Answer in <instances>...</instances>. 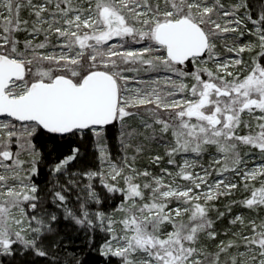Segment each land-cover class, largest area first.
<instances>
[{"label": "snow or ice", "instance_id": "1", "mask_svg": "<svg viewBox=\"0 0 264 264\" xmlns=\"http://www.w3.org/2000/svg\"><path fill=\"white\" fill-rule=\"evenodd\" d=\"M23 10L31 19L21 17ZM246 32L255 42L240 43ZM245 52L253 53L250 64ZM232 53L235 58L226 56ZM0 117V264L17 252L49 255L46 240L58 237L60 219L45 207L49 197L89 245L99 222L111 235L100 253L120 264H264V217L245 222L236 215L229 223H239L240 231L210 250L221 235L211 212L219 220L234 205L264 211V0L255 6L249 0H0ZM110 126L125 153L118 163L108 155ZM87 133L108 169L69 172L80 157L72 146L49 165L53 179L64 176L67 186L57 180L41 196L33 182L44 161L37 138ZM150 143L164 146L174 172L135 167ZM205 154L208 167L200 163ZM251 154L260 162L249 167ZM81 177L89 181L79 188L87 195L71 208L67 193ZM94 178L109 193H121L119 221L89 212V201L100 203ZM241 184L244 199L226 211L215 207ZM61 244L58 238L51 248Z\"/></svg>", "mask_w": 264, "mask_h": 264}, {"label": "trees", "instance_id": "2", "mask_svg": "<svg viewBox=\"0 0 264 264\" xmlns=\"http://www.w3.org/2000/svg\"><path fill=\"white\" fill-rule=\"evenodd\" d=\"M225 5H230L235 2V0H223ZM249 2L255 6L257 4V0H249ZM21 17L23 19H31L28 16V11L23 10L21 13ZM248 28H252V25L249 23L247 24ZM24 33L18 34V39L21 41L25 39ZM39 39H43V37H39ZM255 42L256 38L254 36L248 35L247 32L245 36L240 38V43L244 44L248 41ZM221 48L222 46L217 42V49ZM235 54H233L234 56ZM253 53L245 52L241 54L243 61L246 64H250L252 60ZM189 71H193L194 68H187ZM236 71L238 69H230ZM189 84L191 81H187ZM245 119H249V117H244ZM105 141L108 148V155L109 158L115 162H119L120 158H122L125 153L121 150L119 141L117 139V131L114 127H108ZM37 146L43 145L42 148V155L44 157L43 163L38 165L39 167V174L34 177L33 182L38 185L40 188V195L45 196L51 188L52 184L63 183L66 185V177L60 176L57 179H53L52 174L49 170V165L52 163L53 160H58L63 158V156L69 153V150L72 146H78L80 149V157L70 165L69 172H84L87 170H100L102 164L99 159V152L95 145V137L91 133H87L83 136L77 135L73 137H55L54 139H48L47 137L37 138L36 140ZM246 149V148H245ZM213 153H215V149H211ZM243 151H245L243 149ZM165 148L164 146L158 145L156 143H150L146 147L145 151L137 156L135 167L138 170L147 169L148 171L159 174L161 168L167 167L170 171H175L174 166L167 164V157L164 156ZM132 151L129 150L127 155L130 157L132 155ZM24 156V154H22ZM155 155L164 156V160L161 164L156 165L151 163V157ZM255 155V154H252ZM258 155V154H257ZM26 159V158H21ZM131 163V161H129ZM210 162V157L208 154H205L201 159L200 163L203 164L205 167H208ZM226 176L231 177L235 182L240 184L239 178L235 177L233 173H226ZM217 177L213 174L212 180L216 179ZM79 178V186L77 188H72L67 193L69 200L68 206L71 208L78 209L79 202L77 201V196L79 195L81 198L83 194L79 191L81 184H87L89 181L87 179L83 180L84 183L80 181ZM141 183L143 180L141 179ZM95 191L99 197L100 203L97 204L94 201H90L87 203V208L92 209L95 212H103L105 214H118L119 206L122 202V195L120 192L116 193H109L101 184L98 178H94L92 181ZM67 186V185H66ZM120 186H123V181H120ZM258 186V185H257ZM248 193L243 191L242 184L238 187L230 196L221 197L219 200L215 201V207L218 208L220 211H226L225 206L230 204L232 201H238L244 199ZM51 198H48V202L46 203L45 207L48 208L49 211H54V206L51 204ZM175 207V204L172 205ZM57 215L60 218L59 223L56 225L58 229V237L57 236H49L46 240V243L49 244V255L47 257H37L34 256L31 252L26 254H22L17 252L15 256H6L3 257V264H75V260L83 261V264H120L119 258L117 257H107L102 256L100 253V248L102 244L108 239L110 234L105 233L95 227V230L91 232L89 235L94 237V243L89 245L86 243V234L83 230H81L78 226L74 225L71 221H66L63 218V213L61 210H57ZM236 215H243L245 217V222L249 219H256L259 222L261 217H264V211L254 212L248 210L240 205H234L232 207L231 213L227 214L225 217L217 220L216 212H211L210 217L215 220V228L218 232L221 233L219 239L217 241L211 242L210 250H214V245L219 243V240L227 241L231 237V233L240 231L241 226L239 223L236 225H232L229 223ZM168 230H171L170 227ZM247 231H250L247 230ZM62 239V244L59 249L51 248V242L56 239ZM207 243V241H205ZM66 246V247H65Z\"/></svg>", "mask_w": 264, "mask_h": 264}, {"label": "rangeland", "instance_id": "3", "mask_svg": "<svg viewBox=\"0 0 264 264\" xmlns=\"http://www.w3.org/2000/svg\"><path fill=\"white\" fill-rule=\"evenodd\" d=\"M116 42H117V41L114 40V41H110L109 43H116ZM217 42L221 45V42H220V41H217ZM133 47H135V48H139L140 45H133ZM222 49H223V48H222ZM217 51L220 52V53H223V50H221V48H219V47H218ZM233 54H234V53H232V54H226V56H227V55H230V56H232L233 58H235V55L233 56ZM207 66H208L209 68H212L213 70L215 69V65H214L212 62H209ZM232 71H233V70H232ZM236 71H237V70H236ZM145 78H146V77H145ZM204 78L206 79L207 77L205 76ZM178 98H179V97H178ZM245 117H248V116L245 115ZM0 119H2V117H0ZM245 131H246V130H243V129H242L241 134H245ZM11 148H12V150H13L14 152L17 150V148H16V146H15L14 144L11 145ZM244 150L247 151L248 149L246 148V149H244ZM21 158H26V159H27L28 157H27L26 154H24V156L22 155ZM246 159L249 160V167H251V166H253L254 164L260 162L257 154H255V155H252V154H251V155H249ZM112 162H113V163H118V162H115V161H113V160H112ZM101 169H103V170H107V169H108V164H107V162H105V163L102 164L100 170H101ZM197 171H199V169H197ZM229 176H230V175H229ZM85 179H87V178H86V177H81L80 181H81L82 183H84L83 180H85ZM83 185H85V183H84V184H81L80 188H82ZM82 194H83V197H86V195H87L86 191L82 192ZM89 202H90V201H89ZM53 206H54V205H53ZM53 208H55V206H54ZM57 210H58V209H54V211H51V212H56V213H57ZM59 210H61V212L63 213V210H62V209H59ZM88 210H89L90 213H95V211L92 210V209H88ZM106 215L111 216L114 220L119 221V220L122 218L123 213L120 212V213L115 214V215L112 214V213H110V214H106ZM115 227H116V232H117L118 234H120V232H121V226H120L119 224H117ZM96 228L99 229V230H101V231H103V230L100 228V226H99V222H96ZM103 232H105V231H103ZM105 233H106V232H105ZM108 234H109V233H108ZM110 239H111V235L108 237L107 240H110ZM104 243H105V242H104ZM104 243L102 244V246L104 245Z\"/></svg>", "mask_w": 264, "mask_h": 264}, {"label": "flooded vegetation", "instance_id": "4", "mask_svg": "<svg viewBox=\"0 0 264 264\" xmlns=\"http://www.w3.org/2000/svg\"><path fill=\"white\" fill-rule=\"evenodd\" d=\"M186 67H187V68H194V66H193L192 63H188V64L186 65Z\"/></svg>", "mask_w": 264, "mask_h": 264}, {"label": "bare ground", "instance_id": "5", "mask_svg": "<svg viewBox=\"0 0 264 264\" xmlns=\"http://www.w3.org/2000/svg\"><path fill=\"white\" fill-rule=\"evenodd\" d=\"M178 98V97H177Z\"/></svg>", "mask_w": 264, "mask_h": 264}]
</instances>
